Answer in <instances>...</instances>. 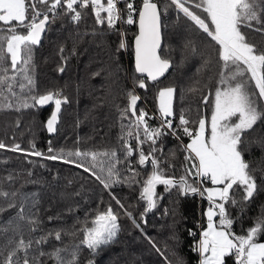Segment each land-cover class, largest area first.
I'll use <instances>...</instances> for the list:
<instances>
[{"label":"trees","instance_id":"obj_1","mask_svg":"<svg viewBox=\"0 0 264 264\" xmlns=\"http://www.w3.org/2000/svg\"><path fill=\"white\" fill-rule=\"evenodd\" d=\"M134 2L139 5L141 0ZM156 2L163 7L162 0ZM121 6L125 17V4ZM76 7L81 10L79 5ZM37 8L46 11L48 5L38 4ZM58 11L60 17L46 25L40 44L33 49L34 68L31 70L35 83L33 94L59 91L67 98V103L61 105L56 131L47 130L54 104L22 106L29 95L23 76H18L13 85L15 96L5 91L7 99L0 97V142L6 146L19 144L24 150L0 149V193L8 194L0 195V264H7L13 252L12 264H23L26 255L29 264H58L55 256L48 255L56 249L60 250L61 259L74 260L75 264H199V253L194 251V246L198 220L200 226H204L200 208L208 203L207 199L199 195L183 196L176 189L165 192L164 186L158 185L156 191L162 199L141 218L146 207V202L140 199L142 181L152 170L151 162L139 165L136 141L132 138H127V143L132 146L133 155L125 160L122 137H126L130 116L122 118V112L129 104L127 93L135 86L134 94L140 97L136 109L148 106L146 112L152 117H146L148 124L158 127L157 89L161 84L175 89L171 119L176 133L164 130L166 134L155 145L158 149L155 158L161 162L160 167L167 176L179 178L184 174L185 157L189 155L184 151L189 137L179 127V118L183 114L190 122L188 126L195 131V122L202 115L209 117L214 97L209 93L214 94L221 72L218 46L182 13L169 7L167 13L161 15V55L169 59L171 67L155 82L145 78L147 87L141 89L136 85L141 77L135 72L132 60L136 23L117 22L114 29L107 24L99 25L91 6L82 10L78 23L71 20V14ZM51 16L49 13L50 21ZM242 31L248 43L264 51V24L253 22V28H242ZM122 33L126 48L119 47ZM61 67L63 72L59 71ZM8 75L13 73L9 71ZM21 83L25 84L23 90L19 88ZM49 142L52 152H49ZM143 147L147 155L149 144ZM239 148L258 185L250 201H245L242 190L236 188L232 194L237 205H225L234 221L232 231L242 235L257 219L264 218V120L244 133ZM34 150L44 155L28 154ZM76 151L115 152L121 161L116 165L120 182L106 189L91 171H85L86 167H92L91 157L80 161L67 155ZM60 153L63 156L56 160L47 158ZM108 159L109 156H98L97 165ZM66 160L83 163L84 167L66 163ZM95 171L107 178L106 171L101 172L99 166ZM189 182L198 186L195 177ZM208 185L209 182H204L201 186ZM120 204L132 213L139 228L124 214ZM109 206L118 215V232L109 244L95 251L88 249L81 243L83 229L90 227L94 217ZM41 237L45 240L38 244ZM21 240L25 246L31 242V246H21ZM259 240H264V235ZM40 252L45 255L40 256ZM225 262L234 264V259L226 257Z\"/></svg>","mask_w":264,"mask_h":264},{"label":"snow or ice","instance_id":"obj_2","mask_svg":"<svg viewBox=\"0 0 264 264\" xmlns=\"http://www.w3.org/2000/svg\"><path fill=\"white\" fill-rule=\"evenodd\" d=\"M162 2L163 7H160L156 0H141L140 6L134 7V0H0V25L5 26L0 27V97L7 99L4 97L5 91L15 96L13 85L18 76H23L28 85L29 95L24 99L22 106L27 108L54 104L55 110L47 121V130L49 133L56 131L58 114L62 103H67V98L62 97L59 91L33 94L35 88L31 74L34 68L33 49L40 44L46 25L60 17L61 12L58 9L65 15L71 14V20L78 23L82 18V10L89 6L93 9L96 23L107 24L110 29H114L117 22L127 25L138 23V34L134 39L135 71L141 78L137 80L136 85L145 89L147 87L145 78L155 82L170 67L169 59L161 55V15L167 13L169 7H174L218 46L216 50L221 72L214 94L209 93L214 95L210 119L202 115L195 122L196 129L193 131L188 126L189 120L185 119L183 114L180 115L179 127L183 134L190 138V143L184 146V151L189 155L185 157L187 163L183 168L184 174L179 178L167 176L160 167L161 162L155 158L158 151L155 145L166 134L164 130H171L173 135L176 133L171 119L174 116L175 89L165 87L158 92L160 119L158 127L149 126L148 119L152 117L144 110L141 109L137 115L136 105L140 97L134 94L135 86L127 93L129 104L123 110L122 118L130 116V119L126 137H122L125 140L124 158L127 160L133 155L132 146L127 143V138L135 139L139 165L144 166L150 161L152 168L147 179L142 181L140 199L146 202V207L141 213V218L143 219L144 215L154 209L162 199V195L156 191L158 185L164 186L165 192L176 189L183 196L199 195L206 198L209 203L205 213L206 227L202 228L201 238L194 246V251L200 254V264H226V257H234L235 264H264V242L259 240V237L264 235V218L257 219L254 226L246 230V234L237 235L232 231L234 221L225 207L226 204L237 205L238 202L232 194L236 188L242 190L245 201H250L258 191L256 179L239 145L244 133L251 130L258 121L264 120V51L247 42L242 28H253V22L264 24L262 19L264 0H162ZM118 3L125 4L126 18L117 7ZM38 4L48 5L47 10L38 9ZM77 5L81 10H77ZM193 9L204 15L197 14ZM49 13L52 14L51 21ZM137 15L138 20L134 18ZM121 35L119 47L126 48L123 33ZM9 71L13 75L9 76ZM59 71L63 72V67L59 68ZM24 87L25 84H19L21 90ZM204 103H208L207 96L204 97ZM7 106L12 107L11 103ZM124 127L122 125V128ZM145 144H149L147 155L143 147ZM5 147H10L13 152L24 151L19 144L6 146L0 142V149ZM32 147L35 149L34 144ZM49 152H52L50 142ZM28 154L44 155L35 150ZM67 155L75 156L80 161L91 157L92 167H86L85 171H91L106 189L111 184L120 182V173L116 165L121 161L115 152L109 154L76 151ZM62 156L63 153H60L47 158L56 160ZM98 156H109V159L100 161L97 165ZM65 162L77 163L70 160ZM77 166L84 167V164L77 163ZM97 166L101 172L106 171V179L97 174L95 171ZM135 175L133 172V177ZM193 177L197 178L201 185L206 179L213 187L196 186L195 183L189 182ZM117 203L119 204V201ZM119 206L133 221L135 227L139 228L140 225L135 222L132 213L122 204ZM22 213L23 209L20 215ZM83 232L84 239L81 243L93 251L100 249L102 245L112 242L116 236L118 215L109 206L106 211L98 213L91 221V226H86ZM190 234L195 235L191 231ZM56 239H60L59 232L56 233ZM44 240L45 238L41 237L37 243ZM20 245L25 246L22 240ZM30 246L31 242L25 247ZM13 255L15 252L10 254L7 264H12ZM39 255L43 256L45 253L40 252ZM48 255L55 256L58 264H75L74 260L61 259L59 249ZM75 255L74 252L73 257ZM23 264H29L27 255Z\"/></svg>","mask_w":264,"mask_h":264},{"label":"rangeland","instance_id":"obj_3","mask_svg":"<svg viewBox=\"0 0 264 264\" xmlns=\"http://www.w3.org/2000/svg\"><path fill=\"white\" fill-rule=\"evenodd\" d=\"M140 4H141V2H140ZM140 4L138 5L137 2H134V7H139ZM117 7H118L119 9L122 8L121 3H118ZM105 14H106V13H105ZM126 14H127V12H126ZM200 14H202V13H200ZM202 15H204V14H202ZM124 18H126V16H125ZM134 18H135V17H134ZM135 32H136V31H135ZM132 53H133V52H132ZM165 87H172V86H171V85H162V84H161V85L159 86V88L157 89V94H156V98H155V99H156L155 102H156L157 109L159 108V102H158V99H157L158 92H159L160 89L165 88ZM213 101H214V97H213ZM213 101H212V103H213ZM211 106H212V105H211ZM146 108H148V106H144V108H143V107H138V109H137V115H139V112H140L141 109L144 110V111L146 112ZM211 112H212V107H211V110H210V113H209V117H208V119H210ZM158 113H159V111H158ZM150 114H154L155 116L157 115V114H155V113H153V112H151V111H150ZM157 118H159V117L157 116ZM200 118H201V117H200ZM188 143H190V138L187 140V142H186L185 144L187 145ZM196 180H197V178H196ZM204 182H209V183H210V181H208V180H206V179L202 182V184H203ZM197 185H198V186H201V184L198 182V180H197ZM210 187H213V185H211V183H210ZM200 197H201V196H200ZM208 206H209V203H205V204H203V205L201 206V208H200V211L202 212V210H203V215L205 216V218H204V219H205V225L203 226V228L206 227V224H207V218H206L205 213H206V211H207ZM197 228H198V231H197V240H196V244H197L198 241H199L200 233H201V229H202V226H200V220H198V222H197ZM260 242H264V240H260ZM200 259H201V257H199V264H200Z\"/></svg>","mask_w":264,"mask_h":264},{"label":"water","instance_id":"obj_4","mask_svg":"<svg viewBox=\"0 0 264 264\" xmlns=\"http://www.w3.org/2000/svg\"><path fill=\"white\" fill-rule=\"evenodd\" d=\"M136 19L138 20V15L136 16ZM136 34H138V23H136V32H135V34L133 35V37H132V51H133V53H132V60H133V67H134V70H135V52H134V39H135V35ZM161 36H162V33H161ZM170 67H171V62H170ZM170 67H169V69H170ZM168 69V70H169ZM167 70V71H168ZM136 72V71H135ZM138 74V73H137ZM166 74V73H165ZM164 74V75H165ZM163 75V76H164Z\"/></svg>","mask_w":264,"mask_h":264},{"label":"crops","instance_id":"obj_5","mask_svg":"<svg viewBox=\"0 0 264 264\" xmlns=\"http://www.w3.org/2000/svg\"><path fill=\"white\" fill-rule=\"evenodd\" d=\"M207 187H210V185H208ZM202 214H203V210H202ZM203 217L205 218V216L203 215ZM204 225H205V219H204V223H203ZM202 228H203V226H202ZM201 231H202V229H201ZM200 238H201V233H200ZM199 238V239H200ZM199 257H200V254H199Z\"/></svg>","mask_w":264,"mask_h":264},{"label":"built area","instance_id":"obj_6","mask_svg":"<svg viewBox=\"0 0 264 264\" xmlns=\"http://www.w3.org/2000/svg\"><path fill=\"white\" fill-rule=\"evenodd\" d=\"M233 259H234V257H233ZM234 264H235V262H234Z\"/></svg>","mask_w":264,"mask_h":264}]
</instances>
